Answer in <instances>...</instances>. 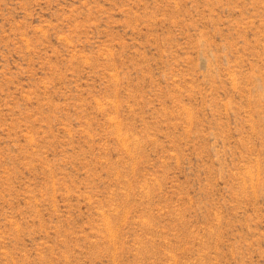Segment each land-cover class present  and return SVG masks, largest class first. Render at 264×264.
<instances>
[{
    "label": "rangeland",
    "instance_id": "374dc122",
    "mask_svg": "<svg viewBox=\"0 0 264 264\" xmlns=\"http://www.w3.org/2000/svg\"><path fill=\"white\" fill-rule=\"evenodd\" d=\"M0 264H264V0H0Z\"/></svg>",
    "mask_w": 264,
    "mask_h": 264
}]
</instances>
